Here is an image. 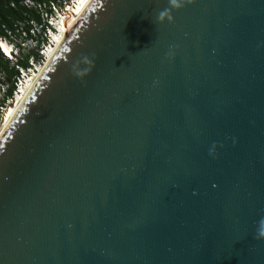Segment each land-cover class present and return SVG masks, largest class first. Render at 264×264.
<instances>
[{
  "label": "water",
  "instance_id": "1",
  "mask_svg": "<svg viewBox=\"0 0 264 264\" xmlns=\"http://www.w3.org/2000/svg\"><path fill=\"white\" fill-rule=\"evenodd\" d=\"M166 7L71 17L0 133V264H264V0Z\"/></svg>",
  "mask_w": 264,
  "mask_h": 264
},
{
  "label": "built area",
  "instance_id": "2",
  "mask_svg": "<svg viewBox=\"0 0 264 264\" xmlns=\"http://www.w3.org/2000/svg\"><path fill=\"white\" fill-rule=\"evenodd\" d=\"M76 3L77 0H22L21 5L38 13L42 23H38L35 18L15 20V27L13 29L6 28L7 36L0 37V49L2 50L0 52H3L10 60L13 57L24 58L31 51L40 52V55L43 57L41 63H45L49 48L55 43L54 35L59 32V25L57 23L74 9ZM27 25H31V28L28 29ZM42 26H44V29ZM3 42L10 46V55H6V51L2 46ZM36 46L40 48L39 50L37 49L38 51L35 49ZM35 62L36 60H29L27 67L18 63L15 64L18 74L15 77L13 94L9 95L6 100H4L5 97H0V112L2 117L7 109L6 104L10 102L11 105L16 100L22 86L33 77L36 71H39L38 68L41 65L37 66ZM0 85L3 84L0 83ZM7 91L4 94L5 96L7 95Z\"/></svg>",
  "mask_w": 264,
  "mask_h": 264
},
{
  "label": "trees",
  "instance_id": "3",
  "mask_svg": "<svg viewBox=\"0 0 264 264\" xmlns=\"http://www.w3.org/2000/svg\"><path fill=\"white\" fill-rule=\"evenodd\" d=\"M22 0H0V37H6L7 32L6 28L13 29L15 20H25L26 18H35L38 23H42V20L38 13L34 10L27 9L21 5ZM14 4V5H12ZM43 27V26H42ZM27 28L30 29L31 25H27ZM33 56L39 59V53L31 51L24 58H20L16 61V64H20L24 67L29 65V57ZM0 69L8 77L10 83L7 91V95L13 94L15 89V77L18 74V70L15 68V65H10L9 59H6L5 56L0 52ZM6 82V83H7Z\"/></svg>",
  "mask_w": 264,
  "mask_h": 264
},
{
  "label": "bare ground",
  "instance_id": "4",
  "mask_svg": "<svg viewBox=\"0 0 264 264\" xmlns=\"http://www.w3.org/2000/svg\"><path fill=\"white\" fill-rule=\"evenodd\" d=\"M88 2H89V0H77V3L74 6V9H72L70 11V13L68 15H66L64 18H61V20L57 23L59 25L58 26L59 32L54 35L55 43L49 48V52L47 53V58L45 60V63H42L41 66H39V68H38L39 71H36L35 74L33 75V77L31 79H29L25 83V85L22 86L21 91L18 92V94H17L16 100L13 103H11V105H9V107L6 109V111L3 115V118L1 120L0 133L2 132L5 125L7 124L8 120L10 119V117L12 116V114L14 113V111L16 110V108L18 107L20 102L22 101L23 97L28 92V90L30 89V87L32 86V84L34 83V81L36 80V78L38 77V75L40 74V72L42 71V69L44 68V66L48 62V60L50 59V57L54 53L56 47L58 46L59 42L61 41L63 35L66 32V26L69 24L71 17L77 16L83 10V8L87 5ZM2 46H3V49L6 51L5 52L6 55H10L11 54L10 46L7 45L5 42H3Z\"/></svg>",
  "mask_w": 264,
  "mask_h": 264
},
{
  "label": "clouds",
  "instance_id": "5",
  "mask_svg": "<svg viewBox=\"0 0 264 264\" xmlns=\"http://www.w3.org/2000/svg\"><path fill=\"white\" fill-rule=\"evenodd\" d=\"M191 2L192 0H168L169 7H166L157 13V20L163 22L165 19H167V21L171 23L173 21L172 10H179L180 8L184 7L185 3ZM42 28L44 29V26ZM83 62L87 65L93 64V61L89 60L87 56L84 57ZM89 71H91V67L85 68L83 71H78L76 74L78 76H83ZM256 239H264V218L258 222Z\"/></svg>",
  "mask_w": 264,
  "mask_h": 264
},
{
  "label": "rangeland",
  "instance_id": "6",
  "mask_svg": "<svg viewBox=\"0 0 264 264\" xmlns=\"http://www.w3.org/2000/svg\"><path fill=\"white\" fill-rule=\"evenodd\" d=\"M40 44V43H39ZM41 46H43V45H41ZM36 51H38L40 48H38L37 46H36ZM38 49V50H37ZM1 50V49H0ZM2 51V50H1ZM39 53V59H37L36 57H35V59L33 58V57H29V60L30 61H35L36 60V64H37V66H39V65H41L42 63H41V61H42V56L40 55V52H38ZM2 54H3V52H2ZM4 55V54H3ZM5 56V55H4ZM5 58L6 59H9V58H7L6 56H5ZM18 59H20V57H13L11 60L9 59V61H10V65H15L16 64V61L18 60ZM16 67V66H15ZM8 77L2 72V70L0 69V83H2L3 85H0V93H1V96L0 97H5L4 98V100H6V98L8 97V95H4L5 93H6V91H7V89H8V87H9V85H10V83L9 82H7L8 80ZM15 79V78H14ZM7 82V83H6ZM4 103V102H3ZM9 105H10V102H9V104L7 103L6 104V107L8 108L9 107ZM2 114H1V112H0V124H1V120H2Z\"/></svg>",
  "mask_w": 264,
  "mask_h": 264
}]
</instances>
